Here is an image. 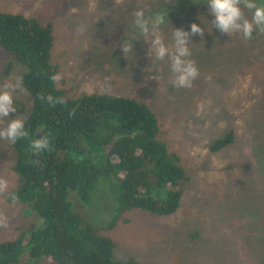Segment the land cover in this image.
Returning a JSON list of instances; mask_svg holds the SVG:
<instances>
[{
  "label": "rangeland",
  "instance_id": "obj_1",
  "mask_svg": "<svg viewBox=\"0 0 264 264\" xmlns=\"http://www.w3.org/2000/svg\"><path fill=\"white\" fill-rule=\"evenodd\" d=\"M138 7L147 13L169 9L170 24L164 28L169 40L172 26L188 30L195 22L205 27L203 37H192L190 58L199 76L191 87L172 86L168 61L153 63L143 38L134 41L128 56L120 40L111 41V52L98 58L95 36L104 38L98 44L107 48L103 42L111 25L131 26V13ZM0 10L53 24L52 59L61 66L58 85L66 95L101 92L153 105L163 138L180 153L191 176L175 213L126 214L130 223L119 222L111 231L119 243L115 256H134L146 264H264V32L257 30L245 40L242 34L212 29L214 17L204 0H0ZM12 60L0 49V88L22 76L23 68L12 65L3 79ZM14 99L30 108L23 86ZM26 115L5 118L0 127ZM231 129L235 143L210 152L209 145ZM14 165L11 142L0 140V241L14 239L17 225L32 218L23 204L3 194L20 181ZM101 212L88 210L86 217L98 224L105 217ZM22 264L52 262L25 256Z\"/></svg>",
  "mask_w": 264,
  "mask_h": 264
},
{
  "label": "trees",
  "instance_id": "obj_2",
  "mask_svg": "<svg viewBox=\"0 0 264 264\" xmlns=\"http://www.w3.org/2000/svg\"><path fill=\"white\" fill-rule=\"evenodd\" d=\"M111 27L103 42L107 48L101 49L98 42L104 38L95 36L98 58L111 52V41L131 45L141 39L133 25ZM55 44L51 22L0 10V49L13 59L4 67L3 79L12 65L21 66L22 86L31 100L28 109L15 99L10 117L27 114L29 134L11 143L20 181L3 194L32 215L17 225L14 239L0 241V264H22L25 256L52 264H146L134 256H115L119 243L111 231L119 222L130 223L126 214L134 210L157 215L178 211L191 176L180 153L163 138L153 105L101 92L66 95L51 79L61 71L52 59ZM49 95L55 103L47 101ZM40 138L49 147L33 153L31 141ZM235 141V131L228 130L209 150H225ZM88 210L102 211L103 221L89 220Z\"/></svg>",
  "mask_w": 264,
  "mask_h": 264
},
{
  "label": "clouds",
  "instance_id": "obj_3",
  "mask_svg": "<svg viewBox=\"0 0 264 264\" xmlns=\"http://www.w3.org/2000/svg\"><path fill=\"white\" fill-rule=\"evenodd\" d=\"M204 3L207 5L208 13L214 17L211 20L212 29L215 28L229 36L242 34L245 40L252 39L257 30L264 32V0H204ZM131 15L136 34L150 44L149 56L152 62L168 61L172 86L191 87L199 76L198 67L190 58L192 37L195 35L203 37L205 27L195 22L188 30L171 25L169 40L164 33V28L170 24L168 8L147 13L143 7H138ZM202 22L204 23V20ZM121 47L127 56L133 51V44H123ZM60 78L58 74L51 77L53 81H58ZM22 85V78L15 76L11 82L0 88V122L16 112L14 93L21 90ZM46 99L50 104L56 102L51 95ZM28 134L25 121L20 118H13L6 126L0 127V140L11 143L23 140ZM48 147L49 142L46 138L34 139L30 144V150L33 153H40ZM4 186L6 187V184Z\"/></svg>",
  "mask_w": 264,
  "mask_h": 264
}]
</instances>
